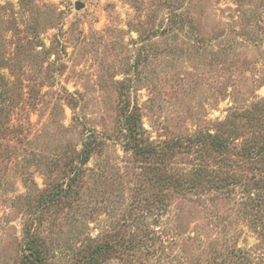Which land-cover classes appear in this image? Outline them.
<instances>
[{"label": "rangeland", "instance_id": "rangeland-1", "mask_svg": "<svg viewBox=\"0 0 264 264\" xmlns=\"http://www.w3.org/2000/svg\"><path fill=\"white\" fill-rule=\"evenodd\" d=\"M263 99L264 0H0V264L20 263L27 226L52 264L118 231L149 238L134 264H228L238 248L264 264V212L243 206L240 188H168L167 205L147 209L148 164L124 146L126 113L157 145L233 114L241 126ZM164 162L181 174L199 161L181 151ZM73 164L78 194L38 206Z\"/></svg>", "mask_w": 264, "mask_h": 264}, {"label": "trees", "instance_id": "trees-1", "mask_svg": "<svg viewBox=\"0 0 264 264\" xmlns=\"http://www.w3.org/2000/svg\"><path fill=\"white\" fill-rule=\"evenodd\" d=\"M244 113L243 117L247 120L243 125L247 129L248 136L240 131L243 125L240 126L238 122L242 115L233 114V120L225 118L218 123L219 127L212 133L206 132L188 137L187 143L172 141L157 145L144 138L136 115L126 113L124 146L148 164V181L154 197L153 201L148 202L147 209H150V206L157 208L160 205H167L166 193L163 191L168 188L178 191L191 189H198L201 192L216 191L231 196L235 194L237 188H240L242 205L254 215H258L262 221L264 216L260 214L264 212V99ZM238 139H241L239 144L236 142ZM181 151L185 153L193 151L199 162L180 174L172 167L170 171L164 158L173 152ZM91 152V144L85 141L78 154L81 164L89 160ZM210 160L212 164H209ZM69 172L71 175L66 180H59L51 189L41 192L38 206L44 204V209H49L78 194L76 190L81 181V167L73 164ZM34 231L30 232L28 226L25 228V241L19 264H52L50 259L53 256ZM120 234L119 231L109 234L108 241L103 240L93 246L88 245L89 243L83 245L75 253L73 252L64 264H99L111 255H117L119 258L122 257L123 261L134 264L132 259H136L140 253L144 256L149 254L141 250L149 239L147 234L138 233L129 239H125ZM227 256H230V253ZM249 261L247 253L238 248L231 250L228 264H250ZM221 264L226 262L223 261Z\"/></svg>", "mask_w": 264, "mask_h": 264}, {"label": "water", "instance_id": "water-1", "mask_svg": "<svg viewBox=\"0 0 264 264\" xmlns=\"http://www.w3.org/2000/svg\"><path fill=\"white\" fill-rule=\"evenodd\" d=\"M83 6H84V4L82 2H80V1L75 2V8H81Z\"/></svg>", "mask_w": 264, "mask_h": 264}]
</instances>
